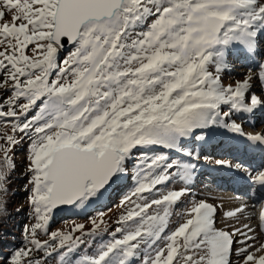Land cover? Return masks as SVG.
I'll use <instances>...</instances> for the list:
<instances>
[{"label": "snow or ice", "instance_id": "6c2138e0", "mask_svg": "<svg viewBox=\"0 0 264 264\" xmlns=\"http://www.w3.org/2000/svg\"><path fill=\"white\" fill-rule=\"evenodd\" d=\"M261 45L264 0H0V122L11 126L0 135V191L15 170L9 153L27 138L35 221L23 230L26 246L0 264H48L53 255L60 264H264V206L258 217L247 204L225 210L218 227L222 205L194 199L170 228L199 159L184 141L220 127L264 145V133L246 134L232 119L264 109ZM234 53L261 56L259 71L225 85ZM133 160L135 187L117 205L118 226L73 262L107 224L101 213L91 227L49 231L55 211L100 199ZM215 163L264 188V168ZM177 178L182 186L168 188Z\"/></svg>", "mask_w": 264, "mask_h": 264}, {"label": "rangeland", "instance_id": "374dc122", "mask_svg": "<svg viewBox=\"0 0 264 264\" xmlns=\"http://www.w3.org/2000/svg\"><path fill=\"white\" fill-rule=\"evenodd\" d=\"M69 50H71V48ZM68 51H66L61 55L66 56ZM230 67H233L234 70L241 69L240 66L234 67L231 65ZM233 72L234 74L237 73L236 71ZM230 77H231L230 71L227 70L222 73V79L225 85L234 84L235 81L242 80L244 78L242 77L237 79L235 77L234 79H231ZM224 110L225 111L228 110L227 106H224ZM249 117L250 116H247L246 119H248ZM232 119L236 120L237 123H240L244 131L247 130L248 132L257 133V130L260 127V126H255V129H253L251 128V126L245 124V119L244 121H237L234 115L232 116ZM227 131L228 130L224 128H219L218 132L211 131L210 129L198 130L196 134L204 135L205 137L204 140L197 141L195 140V137H193L183 142V145L186 149L192 151L194 154H199V159H193L190 161L191 163L196 164V168L194 170L193 178L190 184L192 194L190 196L185 197L184 202L178 207L177 214L174 215L171 219L170 228L174 227L175 224L179 221L180 215L183 213L184 209L188 206V203L190 201L194 199H205L211 203L220 205L224 201L222 202L214 198L213 195L220 193V191L221 192L223 191L226 194L229 193V195H234L232 190L223 188L221 184L219 188L218 187L219 183L217 184L216 177L214 176L215 173L211 172L212 169L215 166H217L214 158L220 157L219 151L221 148L220 144L222 143L221 138L223 137L225 138V136H227ZM5 134H11V126L5 125L4 123L0 122V135H5ZM19 135L20 134L17 133V136ZM212 135L214 138H211ZM212 139H216L217 141L211 142ZM28 146H29V140L25 138L22 144L17 145L15 149L9 153V155L12 157V159L15 162V170L10 173V175L7 177L4 183V188L6 189V191H0V200L3 201V210H0V233H2V235L4 236V238H0V249L4 248L5 246L7 247L11 246V244L9 245L3 244L7 241H14L16 243L18 242L19 248L25 247L26 242L25 241L21 242L19 241V239H23L24 228L35 222L33 219L31 205L28 202V197L30 195V191H29L30 185L28 184V180L30 179V176L26 171L28 165V161L26 159ZM246 149H248L247 146H245V151ZM156 151L166 152L171 159H179L183 161L189 160L188 157H184L175 151L161 150V149H156ZM0 157H2V153H0ZM229 159H231L230 156L223 160L229 161ZM256 160H258L257 161V166L259 167L258 170L264 168V154L261 155L257 153L255 157L247 159L246 163L250 162L251 165L254 164ZM135 163H136L135 160L131 161L128 165V172L124 174V177L121 180H119L117 184L113 185V187L110 188L108 192L104 194L103 197L93 201L91 204L87 205L84 209H76L73 207H69L67 209H64L63 211L54 213L48 226L49 231L59 230L62 232H68L75 224H84L86 228L91 227V220L93 218H98L101 213L103 214L104 221L107 224V232H104L103 235H97L94 238V240L91 237L85 238L86 243L81 245L78 251L74 254L73 262L75 261V259L83 255L91 254L94 251L95 247L101 242H107V240L110 238L109 234L112 231H114V229L118 226L116 221L119 219V216L123 211V209L118 208L117 205H119L120 200L126 194L130 193L131 190L135 187V180L133 178L135 173ZM245 168H247L249 171L251 170V168H249L248 166ZM231 179L232 177L228 178V180ZM180 186H182V182L179 181V179L177 178L171 184L168 185V188H176ZM249 188H250L249 192L253 193L254 190L253 187L250 186ZM115 190L116 192H114L113 194V191ZM242 198H246V197L243 196ZM262 201L264 202V196L262 198ZM220 210H221L220 211L221 215L218 216V223H217L218 227L222 226V224L225 223L222 217L223 211L229 209L222 208ZM14 219H15L14 225H12ZM17 219L18 221H24L22 222L21 229L19 231L13 230V229H17L18 226ZM228 223H235V222L228 221ZM103 227L104 225H101V228ZM12 230L14 231V234L11 232ZM78 234L79 233H75V235ZM38 239L45 240L48 239V236L47 234L41 231L38 233ZM48 264H60L59 256L53 255L52 257L48 258ZM136 264H139V261H137Z\"/></svg>", "mask_w": 264, "mask_h": 264}, {"label": "bare ground", "instance_id": "6f19581e", "mask_svg": "<svg viewBox=\"0 0 264 264\" xmlns=\"http://www.w3.org/2000/svg\"><path fill=\"white\" fill-rule=\"evenodd\" d=\"M261 51L264 52V45H261ZM262 59L261 56H254L252 58H246L242 55L234 53L231 57L228 58V67L224 71H230L231 72V79H234L235 77L242 78L244 77V74L249 70L253 69L255 72H258L259 69L257 67V64L259 61ZM240 66L241 69H236L234 70L233 67L230 66ZM233 71H236L237 73L234 74ZM252 91L255 92L257 95H261L260 92V87L257 84L256 81H253V88ZM235 118L237 121H244L245 119V124L248 126H251V128L255 129V126H260L259 129L257 130V133H262L264 132V109H256L254 110L253 113L248 114H234ZM247 116H250L248 119ZM254 119V120H253ZM253 120V122H252ZM244 123V122H243ZM220 127H214L210 129L211 131L218 132ZM246 134L251 133V134H256L254 132H248L247 130L244 131ZM211 138H214L213 135ZM222 143L220 144V151H219V156L214 158L216 160H223L225 158H228L231 154L230 152H233L231 154V159H229L230 162L232 163H241L244 167H249L251 168L250 171H258L259 167L257 166V161L254 162V164L251 166L250 162L246 163L247 159H250L252 157H255L258 154L263 155L264 154V145H259V144H253L251 141H248L242 136H239L237 134L231 133L227 131V136L225 138H221ZM217 141L216 139H212L211 142ZM245 146L248 147L245 151ZM255 153V155H254ZM218 156V155H217ZM214 176L216 177L217 184L219 183V188L220 184L222 185L223 188L231 190L233 186H236V190L234 192V195H229L224 193L223 191L220 193L213 195L214 198L224 201L220 205H222V208L226 209H232L236 206H240L242 204H247L249 206L248 212L252 213L253 215L258 217V214L261 210V207L264 206V202L262 201V198L264 196V188L260 187L259 185H256L251 182L250 177L246 175L245 173H242V170H236V169H230L227 167H222V166H215L212 171ZM229 177H232V180H228ZM234 182L233 185L231 183ZM246 187V186H252L255 191L254 194L249 195L248 192H242L243 196L246 198H242L243 196H239V192L241 187ZM246 193V194H244ZM261 193L260 196H258ZM258 197H255V196ZM241 197V198H240ZM221 208V209H222ZM257 208V211H256ZM221 211V210H220ZM230 222H235V221H230ZM244 222V221H242ZM253 227H256V220L251 221ZM219 225V224H218Z\"/></svg>", "mask_w": 264, "mask_h": 264}, {"label": "trees", "instance_id": "16d2710c", "mask_svg": "<svg viewBox=\"0 0 264 264\" xmlns=\"http://www.w3.org/2000/svg\"><path fill=\"white\" fill-rule=\"evenodd\" d=\"M117 190V189H116ZM116 190L115 191H113V194H114V192H116ZM16 219V218H15ZM15 219L13 220V222H12V225H14V221H15ZM17 221H18V219H17ZM22 222H24V221H18V226H17V229H13V230H20L21 229V225H22ZM5 230V229H4ZM11 231L13 234H14V231ZM2 238H4V236L2 235ZM19 241H21V242H23L24 241V239H19ZM4 245H9V244H11V246L10 247H7V246H5L4 248H1L0 250H1V256H0V260L1 261H7V260H10V254L11 253H14L16 250H18L19 249V243L17 242H14V241H7V242H5V243H3Z\"/></svg>", "mask_w": 264, "mask_h": 264}, {"label": "water", "instance_id": "95a60500", "mask_svg": "<svg viewBox=\"0 0 264 264\" xmlns=\"http://www.w3.org/2000/svg\"><path fill=\"white\" fill-rule=\"evenodd\" d=\"M70 48H71V45H70V44H65V46H64V51L62 52V54L65 53L66 51H68ZM69 207H70V206H63V207H61L59 210L55 211V213H57V212H59V211H63L64 209H67V208H69Z\"/></svg>", "mask_w": 264, "mask_h": 264}]
</instances>
